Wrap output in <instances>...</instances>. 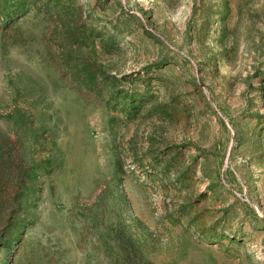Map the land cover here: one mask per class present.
I'll list each match as a JSON object with an SVG mask.
<instances>
[{
    "label": "rangeland",
    "instance_id": "rangeland-1",
    "mask_svg": "<svg viewBox=\"0 0 264 264\" xmlns=\"http://www.w3.org/2000/svg\"><path fill=\"white\" fill-rule=\"evenodd\" d=\"M0 264H264V0H0Z\"/></svg>",
    "mask_w": 264,
    "mask_h": 264
}]
</instances>
